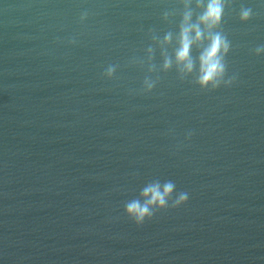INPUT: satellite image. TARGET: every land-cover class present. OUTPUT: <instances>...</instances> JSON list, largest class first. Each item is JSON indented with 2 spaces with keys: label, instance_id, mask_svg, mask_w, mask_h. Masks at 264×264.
Masks as SVG:
<instances>
[{
  "label": "water",
  "instance_id": "water-1",
  "mask_svg": "<svg viewBox=\"0 0 264 264\" xmlns=\"http://www.w3.org/2000/svg\"><path fill=\"white\" fill-rule=\"evenodd\" d=\"M227 2L201 88L184 0H0V264H264V0ZM155 181L188 201L137 226Z\"/></svg>",
  "mask_w": 264,
  "mask_h": 264
},
{
  "label": "clouds",
  "instance_id": "clouds-1",
  "mask_svg": "<svg viewBox=\"0 0 264 264\" xmlns=\"http://www.w3.org/2000/svg\"><path fill=\"white\" fill-rule=\"evenodd\" d=\"M191 4L192 0H184L185 10L179 25L178 47L174 53L175 61L178 67L191 73L196 64L191 54L192 49L194 46L202 47L198 56L197 82L201 88H206L209 85L218 88L226 73L225 59L231 48L226 35L220 30L228 2L227 0H195L198 13L195 14L194 22ZM251 17V8L242 7L240 9L239 19L241 22H247ZM171 39V33L165 35V43H169ZM255 51L257 55L264 53V45L258 46ZM171 63L170 58L165 59V70L171 67ZM114 71L115 67L109 66L108 76H111ZM232 79L234 78H230L227 83H232ZM151 87L152 85H149V88ZM174 194L175 184L171 181H165L163 184L159 181L148 183L143 187L138 198L126 202L125 214L137 226L143 225L146 220H151L156 212L166 210L169 207V201L173 208H179L187 203V192H180L173 199Z\"/></svg>",
  "mask_w": 264,
  "mask_h": 264
}]
</instances>
